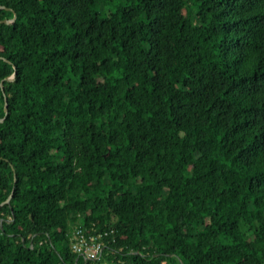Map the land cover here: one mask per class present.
Masks as SVG:
<instances>
[{
	"label": "trees",
	"instance_id": "1",
	"mask_svg": "<svg viewBox=\"0 0 264 264\" xmlns=\"http://www.w3.org/2000/svg\"><path fill=\"white\" fill-rule=\"evenodd\" d=\"M125 1L0 0V264H264V0Z\"/></svg>",
	"mask_w": 264,
	"mask_h": 264
},
{
	"label": "built area",
	"instance_id": "2",
	"mask_svg": "<svg viewBox=\"0 0 264 264\" xmlns=\"http://www.w3.org/2000/svg\"><path fill=\"white\" fill-rule=\"evenodd\" d=\"M80 228V227H79ZM79 228H77L74 232H76L75 234V240L76 241H81V242H84L87 246V250H93V259H96L99 255H101V249H100V246L99 245H95L96 242H95V239L92 238L91 241H88L86 239V237L84 236L83 232L78 230ZM88 243H92L93 245L89 246ZM82 247L78 244H76L75 246V250L79 253V251H81ZM89 258V257H88Z\"/></svg>",
	"mask_w": 264,
	"mask_h": 264
},
{
	"label": "rangeland",
	"instance_id": "3",
	"mask_svg": "<svg viewBox=\"0 0 264 264\" xmlns=\"http://www.w3.org/2000/svg\"><path fill=\"white\" fill-rule=\"evenodd\" d=\"M126 3L125 0H113L112 4L109 5H102L100 7H98L99 11H101V13L103 15H107V14H110L111 12H114L118 9V7L122 4ZM77 227L74 228V230L76 229Z\"/></svg>",
	"mask_w": 264,
	"mask_h": 264
},
{
	"label": "water",
	"instance_id": "4",
	"mask_svg": "<svg viewBox=\"0 0 264 264\" xmlns=\"http://www.w3.org/2000/svg\"><path fill=\"white\" fill-rule=\"evenodd\" d=\"M0 8H2V9H7V8L4 7V6H0ZM11 22H15V20H13V21L5 20V21H1L0 23H7V24H9V23H11ZM15 78H16V73H15L14 75H12L11 77H9L8 79H9V80H14ZM2 87H3L4 91H5L4 82H2ZM6 111H7V113H8V111H9V104H8V101H7V103H6ZM3 120H4V118L0 119V122L3 121ZM12 197H13V194L8 198V200H7L6 202H10L11 199H12ZM4 203H5V202H3V203L0 205V207H1Z\"/></svg>",
	"mask_w": 264,
	"mask_h": 264
},
{
	"label": "clouds",
	"instance_id": "5",
	"mask_svg": "<svg viewBox=\"0 0 264 264\" xmlns=\"http://www.w3.org/2000/svg\"><path fill=\"white\" fill-rule=\"evenodd\" d=\"M74 228H75V227H74ZM74 228H73V230H74ZM77 228H79V227H77ZM77 228H76V229H77ZM76 229H75V230H76Z\"/></svg>",
	"mask_w": 264,
	"mask_h": 264
}]
</instances>
